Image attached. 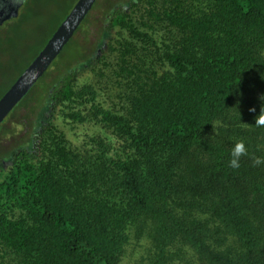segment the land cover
Here are the masks:
<instances>
[{
    "label": "trees",
    "instance_id": "obj_1",
    "mask_svg": "<svg viewBox=\"0 0 264 264\" xmlns=\"http://www.w3.org/2000/svg\"><path fill=\"white\" fill-rule=\"evenodd\" d=\"M261 95L264 0H97L0 126V264H264Z\"/></svg>",
    "mask_w": 264,
    "mask_h": 264
},
{
    "label": "rangeland",
    "instance_id": "obj_2",
    "mask_svg": "<svg viewBox=\"0 0 264 264\" xmlns=\"http://www.w3.org/2000/svg\"><path fill=\"white\" fill-rule=\"evenodd\" d=\"M77 1L26 0L19 17L0 28V94L41 49ZM76 51H68L65 57H76ZM116 92L118 89L114 88L110 94ZM148 247L145 241H132L121 264H135L146 255Z\"/></svg>",
    "mask_w": 264,
    "mask_h": 264
},
{
    "label": "water",
    "instance_id": "obj_3",
    "mask_svg": "<svg viewBox=\"0 0 264 264\" xmlns=\"http://www.w3.org/2000/svg\"><path fill=\"white\" fill-rule=\"evenodd\" d=\"M97 0H78L44 48L0 99V126L45 75L79 30Z\"/></svg>",
    "mask_w": 264,
    "mask_h": 264
},
{
    "label": "flooded vegetation",
    "instance_id": "obj_4",
    "mask_svg": "<svg viewBox=\"0 0 264 264\" xmlns=\"http://www.w3.org/2000/svg\"><path fill=\"white\" fill-rule=\"evenodd\" d=\"M26 0H0V28L17 19Z\"/></svg>",
    "mask_w": 264,
    "mask_h": 264
},
{
    "label": "clouds",
    "instance_id": "obj_5",
    "mask_svg": "<svg viewBox=\"0 0 264 264\" xmlns=\"http://www.w3.org/2000/svg\"><path fill=\"white\" fill-rule=\"evenodd\" d=\"M260 100L264 101V95L260 96ZM251 111H255V109H251ZM255 126L262 127L264 126V105L261 107V111L259 115L255 117ZM246 147L243 141H239L234 143L232 149H231V157L229 161V165L232 168H238L239 167V159L241 156L246 154Z\"/></svg>",
    "mask_w": 264,
    "mask_h": 264
}]
</instances>
